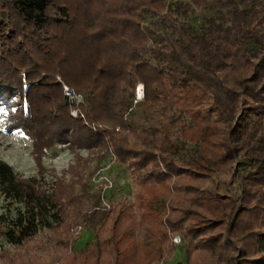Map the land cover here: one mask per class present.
<instances>
[{
    "label": "trees",
    "instance_id": "obj_1",
    "mask_svg": "<svg viewBox=\"0 0 264 264\" xmlns=\"http://www.w3.org/2000/svg\"><path fill=\"white\" fill-rule=\"evenodd\" d=\"M258 1L0 0L4 129L28 137L38 170L43 149L66 142L76 159L68 171L78 175L66 182L63 171L47 192L41 179L21 176L0 159V194L23 206L1 235L17 248L33 242L26 264H151L163 260L166 229L182 234L187 258L197 249L217 264H264V7ZM148 17L159 20L151 26ZM56 75L83 93L81 111L96 130L71 116ZM137 82L162 125L128 120L139 102L133 103ZM109 152L134 171L143 219L164 217L159 236L140 251L131 231L143 220L133 207L120 201L102 210L78 171ZM239 158L248 170L237 194L204 187ZM84 228L92 229L93 242L77 252Z\"/></svg>",
    "mask_w": 264,
    "mask_h": 264
},
{
    "label": "rangeland",
    "instance_id": "obj_2",
    "mask_svg": "<svg viewBox=\"0 0 264 264\" xmlns=\"http://www.w3.org/2000/svg\"><path fill=\"white\" fill-rule=\"evenodd\" d=\"M258 2L264 7V0H259ZM201 14L200 11L196 13L194 22L199 21ZM158 20V17H148L146 24L154 26ZM159 39L157 38L158 41ZM58 78L62 80L59 75H56L57 80ZM81 94L83 95V93ZM138 101L132 112L127 115L132 125L160 126L164 123V119L157 108L148 105L142 100ZM5 114V111L0 107V159L11 165L14 171L21 176L41 179L47 192H50L55 178L62 175L63 171L66 172L63 176L66 182L71 180L77 181L78 175L68 171L69 165L74 166L76 159L66 142H56L53 147L43 149L41 157L42 168L38 170L39 168L32 155V145L28 137L20 131H6L4 129ZM209 116L214 117V114H210ZM185 118L187 123L191 125L190 116L186 115ZM86 120L92 123L91 119ZM79 153L82 158L89 157V153L85 149H81ZM95 166L98 169L92 175L88 174L93 171ZM81 167L78 171L80 172L81 179H83V183L85 182L84 184L87 186L86 191L99 197V207L102 210H106L108 206H113L117 202L124 201L127 205L133 207L138 220H143L131 231L134 236L133 242L137 244L139 251L159 236L158 230L160 225H163L164 217L159 215L143 219L144 208L138 206L136 203V195L142 188L138 186L134 171L128 164H122L115 158L112 152H109L103 159L98 160L94 158L89 160V163L85 164L83 168ZM247 170L248 166L244 164L242 158H239L237 161L221 166L218 172L205 182L204 187L215 194L235 195L238 193L240 176ZM75 188L78 193L83 192L79 183L76 184ZM85 205L87 210L92 209L91 203H86ZM155 207H157V210H160L161 202L156 203ZM22 209L21 202L14 199L4 200L0 194V216L3 217L2 227L0 226V264L8 260L7 257H12V259H9L10 261L12 260L11 264H26L25 262L28 260L26 257L27 253H35L34 246L32 245L33 242L29 241L17 248L10 245L5 237L1 235V229H6L10 220L15 218L17 213ZM166 230L167 238L162 243L164 246L163 260H154L153 262H159L160 264H217L211 257H206L197 249H191L187 258V244L182 234H172L168 229ZM81 232L83 234L74 247V250L77 252L93 242L92 229L84 228ZM170 247L173 251L172 249L168 251ZM132 256L135 257L133 253Z\"/></svg>",
    "mask_w": 264,
    "mask_h": 264
},
{
    "label": "built area",
    "instance_id": "obj_3",
    "mask_svg": "<svg viewBox=\"0 0 264 264\" xmlns=\"http://www.w3.org/2000/svg\"><path fill=\"white\" fill-rule=\"evenodd\" d=\"M61 86H62V92H63V98L65 102L70 106V114L72 117H79L81 118L87 126H89L91 129L96 130L97 126L94 122L89 123L83 112L81 111L80 106L83 104L84 98L83 95L79 92H77L73 87L68 86L65 84L60 78L57 80ZM140 92V94H139ZM134 102H137L138 100H141L144 95V88L143 84L138 83L134 90ZM151 264H160L159 262H152Z\"/></svg>",
    "mask_w": 264,
    "mask_h": 264
},
{
    "label": "bare ground",
    "instance_id": "obj_4",
    "mask_svg": "<svg viewBox=\"0 0 264 264\" xmlns=\"http://www.w3.org/2000/svg\"><path fill=\"white\" fill-rule=\"evenodd\" d=\"M139 94H140V92H139Z\"/></svg>",
    "mask_w": 264,
    "mask_h": 264
}]
</instances>
